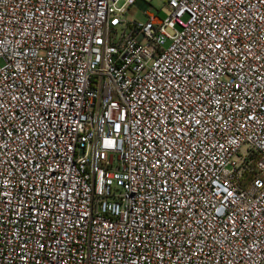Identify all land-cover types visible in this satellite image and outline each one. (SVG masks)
I'll return each instance as SVG.
<instances>
[{
    "label": "built area",
    "instance_id": "built-area-1",
    "mask_svg": "<svg viewBox=\"0 0 264 264\" xmlns=\"http://www.w3.org/2000/svg\"><path fill=\"white\" fill-rule=\"evenodd\" d=\"M164 5L0 0V264H264V0Z\"/></svg>",
    "mask_w": 264,
    "mask_h": 264
},
{
    "label": "rangeland",
    "instance_id": "rangeland-1",
    "mask_svg": "<svg viewBox=\"0 0 264 264\" xmlns=\"http://www.w3.org/2000/svg\"><path fill=\"white\" fill-rule=\"evenodd\" d=\"M165 1L166 0H148V2L151 4L150 12L153 14H156L161 20H166L170 12L165 7ZM128 19H138V20H144V16L140 14V10L138 7H132L127 14Z\"/></svg>",
    "mask_w": 264,
    "mask_h": 264
},
{
    "label": "water",
    "instance_id": "water-1",
    "mask_svg": "<svg viewBox=\"0 0 264 264\" xmlns=\"http://www.w3.org/2000/svg\"><path fill=\"white\" fill-rule=\"evenodd\" d=\"M139 3H140V1H139Z\"/></svg>",
    "mask_w": 264,
    "mask_h": 264
}]
</instances>
